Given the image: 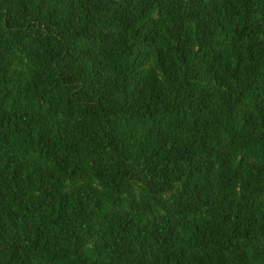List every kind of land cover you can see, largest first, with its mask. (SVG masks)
Returning <instances> with one entry per match:
<instances>
[{
  "label": "trees",
  "instance_id": "obj_1",
  "mask_svg": "<svg viewBox=\"0 0 264 264\" xmlns=\"http://www.w3.org/2000/svg\"><path fill=\"white\" fill-rule=\"evenodd\" d=\"M0 264H264V0H0Z\"/></svg>",
  "mask_w": 264,
  "mask_h": 264
}]
</instances>
